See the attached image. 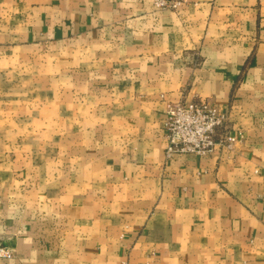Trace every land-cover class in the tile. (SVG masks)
Wrapping results in <instances>:
<instances>
[{"label": "crops", "instance_id": "1", "mask_svg": "<svg viewBox=\"0 0 264 264\" xmlns=\"http://www.w3.org/2000/svg\"><path fill=\"white\" fill-rule=\"evenodd\" d=\"M231 149L165 156V101ZM0 264H264V0H0Z\"/></svg>", "mask_w": 264, "mask_h": 264}, {"label": "built area", "instance_id": "2", "mask_svg": "<svg viewBox=\"0 0 264 264\" xmlns=\"http://www.w3.org/2000/svg\"><path fill=\"white\" fill-rule=\"evenodd\" d=\"M183 0H153L157 7L176 8ZM163 121L166 138L165 156L192 153L203 156L215 148L231 149L242 139L233 134L225 108L208 100L165 101ZM0 255L11 256V250L0 248Z\"/></svg>", "mask_w": 264, "mask_h": 264}]
</instances>
